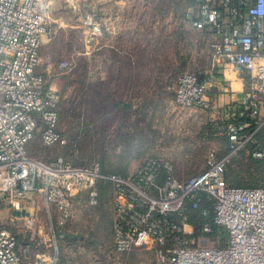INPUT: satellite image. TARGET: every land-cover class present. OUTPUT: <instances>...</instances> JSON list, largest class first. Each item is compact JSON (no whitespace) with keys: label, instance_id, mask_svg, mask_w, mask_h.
I'll use <instances>...</instances> for the list:
<instances>
[{"label":"built area","instance_id":"2783aa9c","mask_svg":"<svg viewBox=\"0 0 264 264\" xmlns=\"http://www.w3.org/2000/svg\"><path fill=\"white\" fill-rule=\"evenodd\" d=\"M52 2L0 0V202L13 207L11 221L20 219L27 233L36 232V212L21 213L35 191L70 218L77 196L88 190L96 203L97 183L105 181L113 189L116 251L145 248L156 264H264V183L240 187L226 179L231 160L249 146L254 158H264V0H195L191 23L210 34L212 64L201 80V72L178 76L175 102L221 114L218 129L230 145L223 155L211 150L204 167L187 178L162 156L147 157L122 175L99 162L48 163L30 155L38 133L46 145L67 142L60 130L62 94L40 70L41 47L57 28ZM74 8L82 10V3ZM84 25L87 43L101 34L93 15ZM71 65L63 60L59 68ZM221 65L249 78L244 96L222 108L208 97ZM0 264L47 261L0 221Z\"/></svg>","mask_w":264,"mask_h":264},{"label":"rangeland","instance_id":"374dc122","mask_svg":"<svg viewBox=\"0 0 264 264\" xmlns=\"http://www.w3.org/2000/svg\"><path fill=\"white\" fill-rule=\"evenodd\" d=\"M81 3L82 10H75L63 3L64 12L61 13L63 17L59 23L57 21L56 33L51 37L52 40L41 47L40 70L47 72L49 82L62 94L60 129L67 142L46 145L38 133L28 145L30 155L48 163L55 162L59 158L78 166L99 162L102 168L104 165L107 172L121 171L122 175L132 172L147 157L162 156L170 158L175 163L176 171L181 178L198 173L204 167L211 148L221 145L217 150L219 153L226 148V141L222 137L225 135L220 134L218 129V125L223 121L221 114L212 110H205V114L196 115V112L190 114L189 109L194 108L186 107L181 108L183 113L169 112V105L166 106L161 102H163L162 98L167 96V90L164 89L167 80L171 85L170 95L171 93L173 95L174 83L176 79L178 80V75L188 71L207 70L211 65V52L206 48V44L203 45L205 43L202 41L203 36L201 35L200 52H155V50L134 52L135 65L147 67L146 72L141 75V80L143 76L146 79L145 89L128 90V81L125 77L115 89L110 76L106 77L105 81L101 79L102 76H107L105 58L109 56V52L103 54L99 52V35L92 42L87 43L84 33L83 18L91 14L99 21V5L89 2L85 8L84 2ZM55 6L56 3L53 1L52 13L57 19ZM121 59L119 63L123 65L129 63L126 57L121 56ZM63 60L72 62L68 70L59 68V63ZM49 64H51L50 68ZM220 82H222L220 87L226 86L224 81L220 80ZM213 84L217 85H211L208 90V97L211 100H215L223 91L218 87V79ZM113 98H120L124 105L112 106L110 102ZM132 99L136 101V108L127 103ZM149 101L150 103H147ZM213 114L215 115L212 116ZM213 126L216 127L217 132L211 135L209 132ZM249 151L250 146L240 152L230 166L237 168L238 162L249 163ZM243 178L250 180L244 175ZM229 181L231 182L230 179ZM104 183L108 185H104L103 191L99 187V204L101 203L99 215L103 212L109 214L114 223L113 189L108 182L104 181ZM45 202L43 194L35 191L29 193L24 203V210L34 204L33 211L39 215V227L35 232L37 239H40L41 234L42 238L46 235L51 236ZM83 208L84 206L81 208L76 202L70 218H61L62 215L58 212V220L63 225L55 224L56 231L64 237L77 236L76 238L69 236L63 242L64 252H67L66 256L70 262H65L66 264H85V262L156 264L152 251L145 248L122 253L125 258L117 253L120 258L116 255L110 260L105 252L110 243L109 222L107 220L103 222L99 218L98 237L97 233H94L96 221L92 217H84ZM13 210L10 203L0 202V221L5 225H11L22 238H27L28 233L22 226V220L11 221ZM41 224L44 225L43 228ZM39 229H42L41 233ZM97 245L99 252L90 248Z\"/></svg>","mask_w":264,"mask_h":264},{"label":"crops","instance_id":"0c3cea01","mask_svg":"<svg viewBox=\"0 0 264 264\" xmlns=\"http://www.w3.org/2000/svg\"><path fill=\"white\" fill-rule=\"evenodd\" d=\"M56 3L54 7L57 21L58 23L62 20L63 17L61 13L63 3L67 6L74 8V4L76 1L84 2L83 5L85 8L87 7V3H95L99 5V21L101 22V34H99V52L102 54L104 52H109V56H106L105 68L107 69V76H102V81H105V78L112 79L113 88L117 89L120 86V80L125 77L128 81V90H137V89H145V78L141 80V75L146 72L147 67L145 65H135L136 59L134 58V52H200L201 45V35L203 36L202 41L207 45L206 48H210V34L206 31L199 30L194 27L191 23L190 14L192 13V9L195 3V0H53ZM86 1V2H85ZM84 8V9H85ZM72 10V8H71ZM76 10V9H75ZM73 11V10H72ZM74 12V11H73ZM84 19V18H83ZM84 25V23H83ZM61 26V25H60ZM88 29L84 25V33ZM52 38H47L45 43H48ZM42 52V50H41ZM40 52V53H41ZM111 52V54H110ZM121 56L126 57L129 63L127 65H123V63H119ZM43 61H45L43 59ZM211 64H212V52H211ZM119 63V64H118ZM49 68L51 64L48 65ZM211 66V65H210ZM208 67V69L210 68ZM48 68V69H49ZM207 69V70H208ZM106 71V70H105ZM105 71L103 73L105 74ZM192 72H201L203 74V78L205 77L204 72L202 71H192ZM127 74V76H124ZM150 75V74H149ZM179 76V75H178ZM151 78V77H150ZM218 79V87L223 91L217 95V98L214 101L221 108L226 106L227 104L240 100L244 94L249 90V78L244 73H238L236 71L225 69L223 65L219 67L218 73L213 76L212 81L215 83ZM149 80V79H147ZM224 81L226 86L220 87V84ZM170 81H166L164 89L167 90V96L162 98L163 102L166 106L169 105V112H179L183 113V110L175 104L176 102V86L177 79L174 85V93L170 95V87L168 84ZM172 84V83H171ZM212 85H217L213 84ZM163 87V86H162ZM170 91V92H169ZM118 101H121L120 98H113L110 102L112 106L116 105ZM129 101V100H128ZM131 101V102H130ZM129 105L136 108V101L133 99L130 100ZM108 102V99H107ZM107 102L105 104H107ZM104 103V102H103ZM145 103V102H144ZM143 103V104H144ZM147 103H150L147 102ZM146 103V104H147ZM123 104V103H122ZM190 114L195 113H206L204 109L194 108L189 109ZM213 112V111H212ZM213 114L212 116H214ZM103 116L102 119H104ZM185 114L183 115V118ZM188 117V116H187ZM187 120L189 118H186ZM173 123V121H172ZM61 130V129H60ZM211 131V130H210ZM211 135L214 133L209 132ZM225 141H227L226 148L219 153L221 155L225 154L229 150L230 142L227 136H222ZM221 146V145H220ZM214 147L210 150H219L221 147ZM29 147V146H28ZM252 146L250 147V149ZM209 150V151H210ZM250 153V151H249ZM253 157V156H252ZM258 159V158H257ZM264 159V158H260ZM194 166V165H193ZM184 178V177H183ZM187 178V177H186ZM105 184L103 181H98L97 190L99 193L100 190L103 191ZM105 190V189H104ZM104 193L101 194L103 196ZM44 196V195H43ZM29 197V196H28ZM78 200V201H77ZM92 196L90 192L83 191L81 192L77 198L76 202L79 206L83 208L86 218H94L96 221V226L94 229V233H97L99 237V218L106 222H109V247L105 249L110 260L114 256L122 255L121 252L116 251L115 243H114V223L109 214L105 212L100 213L99 215V194L96 198V203H91ZM46 212L49 215V234L51 236H45L37 239L35 236V232H28L27 238H22L20 235V240L22 243H29L31 247L32 254L36 257H44L47 261V264H66L65 262H69L68 257L66 256L67 252H64L63 242L65 238L69 236H62L60 232L56 231V225H63L60 220H58V212L59 210L52 204L48 205L45 202ZM29 208V209H28ZM105 208V207H104ZM95 209V210H93ZM34 210V204L32 206L26 208V210H22L21 213L25 214ZM82 210V211H83ZM94 211L93 213L91 211ZM39 214V213H38ZM62 218V216H61ZM39 220V215H38ZM56 221V222H55ZM42 228L44 227L43 224ZM42 229H40V233ZM93 233V232H91ZM58 235V236H57ZM62 236V237H61ZM72 237H77L73 235ZM60 243V247H59ZM62 244V248H61ZM61 248V249H60ZM88 248V247H87ZM93 251L99 252V246L90 247ZM88 248V251H90ZM80 253H82L80 251ZM118 253V254H117ZM120 258V256H118ZM75 258V257H74ZM123 258V259H124ZM67 260V261H66ZM85 264H90V262H85Z\"/></svg>","mask_w":264,"mask_h":264},{"label":"trees","instance_id":"16d2710c","mask_svg":"<svg viewBox=\"0 0 264 264\" xmlns=\"http://www.w3.org/2000/svg\"><path fill=\"white\" fill-rule=\"evenodd\" d=\"M122 103H123L122 100L118 101V103H116L114 107H119L120 105H122ZM60 120H61V112H60ZM248 157H249L250 162L249 163L238 162L240 167L237 165V168L235 166H230L232 160L235 157L231 160V162L229 163L227 172H226V179L228 181L229 179L231 180V182L229 181L230 184L235 185V186H240V187H255V186H259L262 183H264V159L254 158L252 157L251 154ZM103 170L104 171L107 170L104 168V165H103ZM115 173L122 174L123 172L119 171ZM243 175L249 177L250 180L249 179L245 180L243 178ZM234 176H237L236 177L237 179L234 178ZM238 177H240V179H238ZM68 236L71 237L72 235H68Z\"/></svg>","mask_w":264,"mask_h":264},{"label":"water","instance_id":"95a60500","mask_svg":"<svg viewBox=\"0 0 264 264\" xmlns=\"http://www.w3.org/2000/svg\"><path fill=\"white\" fill-rule=\"evenodd\" d=\"M199 79H203V74H199Z\"/></svg>","mask_w":264,"mask_h":264}]
</instances>
